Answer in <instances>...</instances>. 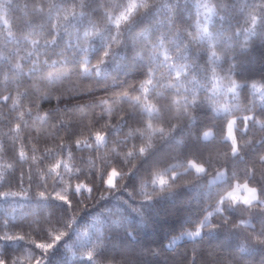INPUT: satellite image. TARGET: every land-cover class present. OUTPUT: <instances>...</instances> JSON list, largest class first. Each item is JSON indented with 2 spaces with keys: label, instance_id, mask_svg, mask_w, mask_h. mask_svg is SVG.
<instances>
[{
  "label": "trees",
  "instance_id": "obj_1",
  "mask_svg": "<svg viewBox=\"0 0 264 264\" xmlns=\"http://www.w3.org/2000/svg\"><path fill=\"white\" fill-rule=\"evenodd\" d=\"M24 2L25 0H16L14 10L8 14L17 39L21 32L29 30L23 24L24 12L30 13V9H23ZM118 2L125 4L128 0ZM205 2L217 6L208 26L212 32L211 41L221 56L220 60L213 57L210 61L207 38L203 41H190L186 35V30L195 31V23L200 18L196 0H157L149 9L138 12L131 23L122 27L121 44L113 46L115 55L107 58L106 63L101 65L100 76L93 74L92 84L95 90L92 93H83L67 101L59 102L53 98L32 105L21 97L24 107L20 110L27 112L31 107L32 111L29 127L22 128L21 135L27 136L30 133L37 138V151L33 153L31 146L26 149L29 156L27 161L13 159V148L18 149L20 144L9 139V136L15 135L9 128L14 127L18 121L15 120L16 112L12 108V101L5 104L0 100V140L7 147V153L0 158V172H6L7 178L12 181L11 191L22 189L28 193L27 196L7 199L0 197V222L7 220L10 224L9 228L0 229V237L5 232L24 237L17 241L0 239V246H3L10 257L19 258L22 264H28L30 253H40L30 241L52 242V236L64 232L66 235L50 252L46 264H108L109 261L112 264H261L264 261V244L257 243L248 235L251 229L246 231L232 227L237 221L248 218V210L242 204L228 208L225 202V207L228 208L226 215L230 217L227 224L223 222L224 217L216 213L211 218L216 227L209 228L206 223L200 236L194 239L184 238L172 246L167 245L172 237L194 231L197 223L208 212H214L219 195L227 187L222 181L212 184L208 182V178L215 175L217 170L225 169L228 175L236 172L243 182L246 170L250 173L255 166L256 172L250 186L264 185V180L261 179L264 165L258 162V157L264 155V126L256 122H264V103H254L250 85L252 82L264 85V8L256 12L261 19L255 28L252 31L246 30L251 27L248 22L249 12L264 0H202V3ZM67 3L70 5L72 0H67ZM111 3L112 0H90V18L97 20L98 26L104 31L102 35L89 40L86 53L67 49L65 56L69 67L79 64L85 55L91 65L97 63L106 43L103 37L110 32L115 34L114 27L105 25L101 19L106 11L105 5ZM16 4L20 6L16 7ZM166 5H171L172 10ZM74 23L82 35L83 28L87 26V18L83 22ZM2 27L0 21V28ZM160 36H163L165 47L173 57V61L169 63L187 64L188 67L183 70L180 80L174 81L184 86L180 93H176L175 89L165 88L163 95L156 97V101L160 105H167L175 96L191 97L195 91L198 103L192 111L194 122L187 117L165 120L166 128L170 124H177L175 131L163 138L157 133L153 137L154 147L126 164L119 157L116 158V154L119 153L122 158L125 152L132 151L134 146H140V138L129 136L128 133L131 127L141 126L142 114L128 107L127 101H121L120 94L124 91L135 94L132 86L138 87L143 79ZM31 38L40 39L43 47L42 37L34 35ZM68 39V36L62 34L60 46L63 47ZM71 40L75 43V34ZM18 47L19 57L26 56L28 51L33 50L30 44L21 41L17 45L14 39L0 44V56L7 58L0 60V65L4 66L0 68V73L11 68L9 60L13 63L18 61ZM163 51V48L160 49L161 55L155 57L158 65L156 77L162 84H167L174 77L176 69L169 68L167 63L160 64ZM47 55L51 59H58L52 52ZM40 58H45L43 52ZM19 62L24 65V72L27 73L29 60ZM213 66L216 68L219 84L233 79L239 83L232 100H226L224 91H211ZM72 79L76 84L80 83L75 76ZM95 80H106L107 88L96 86ZM31 84L32 80L27 76L23 77L19 88L11 80L7 85L0 83V95L10 94L15 97L17 91L23 93L30 90ZM65 87H73V83L66 82ZM206 97L215 101L216 106L210 104ZM100 100H108V103L92 110L85 109L83 113L69 112L46 121L35 119L37 113L42 117L46 116L49 110H55L57 106L70 109L77 102L83 105ZM221 105H232V108L223 112L220 111ZM102 111L105 114L103 118ZM110 111L118 115L109 117ZM125 113L128 114L125 116L127 126L119 120V115ZM165 113H168V109H165ZM230 116L236 118L234 134L239 147L236 156L231 154L230 141L225 138ZM243 116H251L253 119L245 124ZM60 120L69 126L70 131L75 132L74 136L70 137L64 128L59 127ZM106 122L116 126L115 131L107 129V146H102L98 151L94 147H76L77 140L82 145L93 143L94 133L104 132L105 129L101 126ZM206 130L213 133L207 140L202 136ZM4 133L8 135L5 136ZM61 143L70 146L74 159H69L67 149L63 154H58L57 145ZM47 149H53V154L44 158ZM33 155L37 157L36 162L31 160ZM57 160L73 169L70 174H65L63 167L59 169L64 176L65 185H71L68 193L61 192L62 186L54 182L53 176L44 175ZM189 160L204 164L207 172L197 174L192 169L185 172L184 168ZM7 163L14 164V167L5 169ZM108 164L118 166V170L128 173L122 179L117 178L120 186L117 190H110L101 182V172ZM172 164L177 165V179L171 182V188L166 186L164 191H160L158 186L150 183L151 175L157 170L168 169L165 175L170 177ZM29 176L32 177L31 182ZM106 178L105 176L104 179ZM142 181H148L145 185L146 193L140 188ZM78 183L92 187V193L89 194L86 190H82V195L74 193ZM0 191H9L7 183ZM41 191L45 192L46 199L39 197L38 193ZM56 192L70 196L71 209L56 199ZM146 194L151 196L150 200L144 199ZM261 218L262 214L253 209L251 222L257 226V232ZM65 245H70L71 250L65 248ZM241 248L244 250L241 251ZM88 251L93 252V259L88 258Z\"/></svg>",
  "mask_w": 264,
  "mask_h": 264
},
{
  "label": "snow or ice",
  "instance_id": "obj_2",
  "mask_svg": "<svg viewBox=\"0 0 264 264\" xmlns=\"http://www.w3.org/2000/svg\"><path fill=\"white\" fill-rule=\"evenodd\" d=\"M156 2L157 0H128L127 3L121 4L118 2V0H112L111 4L105 5L106 11L104 12L101 19H103L105 25L110 24L114 27L115 34H111L110 32L109 35L103 37L106 42L105 47L102 55L97 58V63L94 66L91 65V61L87 58V55H85L82 57L80 63L75 65V67L68 66L69 62L65 56L67 49H77L86 53L89 40L94 36L102 35L104 31L98 26L97 20L90 18V13L88 11L90 7V0H72L70 5L67 3V0H25L23 9H30V13L28 11L24 12L23 24L26 25L29 30L27 32H21L19 39L16 38V32L13 30V25L8 18L9 12L14 10L13 5L16 3V0H3V2H0V21H2L3 24V27L0 28V44H6L8 41L14 39L17 45H20L21 41H23L30 44L33 49L32 51H28L26 56L19 57L18 53L20 49L18 47L16 49L18 61L13 63L11 60H9L11 68L5 69L2 73H0V75H2V80H0V83L7 85L11 80L17 88L22 86L21 81L23 77L27 76L32 80L30 90H26L23 93L17 91L15 97L11 96L10 94L0 95V100H2L5 104H7L9 100L12 101V108L16 112L15 120L18 121L14 124V127L9 128V131L15 134L13 136H9V139L20 144L18 149L15 147L13 148L14 160L27 161L29 156L26 149H28L29 146H31V151L33 153L37 151V138L33 137L30 133L27 136L21 135V129L29 127V119L32 116L31 107L28 108L27 112L20 110L24 107V105L21 103V97H23L25 100H28L29 104L32 105L38 103L39 101L51 100L53 98L59 102L67 101L69 98L81 96L83 93H92L95 90L92 84L94 76H100L101 65L106 63L107 58L115 55L113 46L118 47L121 44L120 36L122 35V27L131 23L138 12L149 9L152 4ZM19 6V4H16V7ZM166 6L172 10L171 5ZM216 7L217 6L215 4L198 2V8H203L207 14L205 16L206 22L201 24L198 17L195 23V31L186 30V35L190 41H203L205 38L209 40L210 61L213 59V57L215 60L221 59V56L217 53L215 46L211 41L212 32L208 26L211 14L215 13ZM260 8H264V2L260 3L256 8L253 9L252 12H249L248 22L250 23L251 27L246 29L247 31H252L260 21L261 17L256 14ZM77 9H79V12H77ZM85 18H87V26L83 28L81 35V31L74 21L83 22ZM171 22L172 21L170 20V25ZM69 29H72V31H69ZM178 31L179 28H177V32ZM62 34L69 37V39L64 42L63 47L60 46V37ZM73 34H75V43H73L71 40ZM34 35L43 38V47H41L40 39H30V37H33ZM158 41L159 44L154 47L153 56L149 58L143 79L140 81L138 87L132 86V91H134L135 94H130L128 91H124L120 94L121 101H127L128 107L142 114L140 117L141 126L131 127L128 133L129 136L140 138V146L138 148L134 146L133 150L125 152L122 158L119 156V153L116 154V158L119 157L126 164L140 156L145 155L151 148H153V137L157 133L161 138H163L175 131L177 124H170V126L166 128L164 126L165 120H170L173 118L179 120L183 117H187L190 121L194 122L192 111L194 106L198 103V96L195 91L192 92L191 97L187 95L175 96L171 100V103L167 105H160L159 102L156 101V97L163 95V89L165 88H172L175 89L176 93H180V89L184 86L178 85L174 81L180 80L183 70L188 67L187 64L177 65L174 62L169 63L173 61V57L169 55L168 50L165 47V40L163 39V36L158 37ZM186 46L187 43H185V47ZM162 48L164 51L162 53L163 59L160 61V64L163 65L167 63L169 68L176 69L174 77H172V79L167 84H162L156 77L158 65L155 57L161 55L160 49ZM57 49H59V51H57ZM41 52L44 53V59L40 58ZM48 52L55 54L58 59H51V57L47 55ZM137 55L139 56L140 54L138 53ZM4 59L7 58L0 56V60ZM25 59H28L30 64L27 73L24 72V65L19 62ZM3 67V65H0V68ZM211 71L213 80L211 91L216 93L219 88V77L217 76L215 66L212 67ZM73 76L76 77V80L80 81L79 84H76L73 81ZM85 81L88 82L85 83ZM66 82L73 83V87H65ZM95 85L107 88L106 80H95ZM238 87L239 85L233 79L231 80V86L228 88V91L235 94ZM251 87L257 90L264 89V85L258 86L256 83H252ZM206 99H208L209 103L214 107L216 106V102L211 100L210 97H206ZM181 101H183V104H181ZM107 103L108 100H100L99 102L89 101L83 105H81L80 102H77L70 109H61L59 106H57L55 110H49L46 116L42 117L39 115V113H37L35 119L46 121L52 119L54 116L59 117L69 112L73 114L83 113L85 109L92 110L96 107L106 105ZM219 107L224 111H228L227 105H221ZM165 109H168L167 114L165 113ZM113 114L118 115V113H112L110 111L108 116L111 117ZM104 115L105 114L102 111L101 117L103 118ZM126 115L128 114L125 113L124 115H119V120L127 126L128 121L125 119ZM250 119H253V117H242V120L245 124H247V121ZM256 122L261 123V125L264 126V122L259 120ZM235 125L236 118L230 116L226 124L227 135L225 138L230 141V151L233 156H236L239 152L237 138L234 134ZM59 127L64 128L70 137L75 135V132L70 131L69 126L65 125L63 120H60ZM101 127L105 129V131H96L94 133L95 140L93 143L82 145L81 141L77 140L75 142L76 147H86L89 149L94 147L95 150L98 151L102 146H107V129L112 128V130L115 131L116 126L106 122ZM3 135L7 136L8 133H4ZM212 135L213 133L211 130H206L202 133V136L205 140H207ZM57 147L59 148L58 154H63L67 149V155L69 159H74L69 145L61 143L57 145ZM6 153L7 147L2 142V140H0V158H2ZM52 154L53 149H47L46 153L44 154V158H48L49 156H52ZM31 160L36 162L37 157L33 155L31 156ZM258 162L261 165H264V155H260L258 157ZM112 163L114 164V160ZM4 167L5 169H12L14 164L7 163ZM62 167L65 171V174H70L73 171V169L70 168L68 164H62L61 161L57 160L44 175L53 176L54 182H58L62 186L61 192L68 193L71 185H65L64 176L59 171V169ZM176 167L177 165H172L170 177L165 175V173L168 172V169H164L163 171L157 170L156 172L152 173L150 183L153 186H158L160 191H164L166 186L171 188V182L175 181L178 175V173L175 171ZM189 169L194 170L197 174H205L207 172L204 164L197 163L194 160L187 161V166L184 168V171L187 172ZM255 172V166H253L250 173L246 170L245 178L243 182H241L236 172L228 175L227 170H217L213 182L220 180L224 185H227V187L224 189V192L219 195L214 212H208L204 216L203 220L197 223L196 229L187 233V235L193 239L200 236L201 229L205 227L206 223L209 228L216 227V225L211 222V218L216 213H219L221 216H223V222L227 224L230 220V217L226 215L228 208L234 207L237 204H242L248 210V218L237 221L236 223L232 224V227L235 229L243 228L246 231L251 229V231L248 232V235L252 236L257 243L264 244V185H261L260 187L250 186V183L254 179ZM127 174L128 173H125L122 170H118V166L114 167L112 164H108V166L105 167L101 172V182L102 184H106L108 189L117 190L120 187L117 178L119 177L122 179V177ZM105 176L107 177L106 179H104ZM40 178L43 180V176ZM261 179L264 180V173L261 174ZM31 181L32 177L29 176V182ZM147 182L148 181H142L140 184L141 190L145 193V185ZM6 183L9 186V191H0V197L7 199L8 197L28 195V193L24 192L22 189L20 191H11L10 186L12 181L7 178L6 172H0V188L5 187ZM20 183H23V174H21ZM82 190H86L89 194H91L93 188L86 187L84 184L78 183L75 185L73 192L82 195ZM61 192H56V199L63 202L68 206L69 209H71L72 203L70 196L68 194H61ZM238 192H243L244 194L242 196H238L236 195ZM38 195L39 197L46 199L45 192L41 191L38 193ZM101 198L104 197L101 196ZM144 199L150 200L151 196L146 194ZM225 202H227L228 208L225 207ZM253 209L258 210L262 214L258 232L256 231L257 226L251 222V214ZM9 227L10 224L7 220L0 222V229ZM64 235H66V233L60 232L59 234L52 236V242L48 243H36L35 241H30L35 245L36 249L40 250V253L39 255L30 253L31 258L28 259V264H46L50 252L56 248L57 242L61 241ZM0 239H3L4 241H17L23 240L24 237L9 235L7 232H5L4 235L0 237ZM64 247L71 250L70 245H65ZM243 250L244 249L241 248V251ZM87 256L89 259H93V252L88 251ZM0 264H22V262L19 258L10 257L3 246H0ZM97 264H99V262H97ZM108 264H112V262L109 261ZM261 264H264V261H262Z\"/></svg>",
  "mask_w": 264,
  "mask_h": 264
},
{
  "label": "rangeland",
  "instance_id": "obj_3",
  "mask_svg": "<svg viewBox=\"0 0 264 264\" xmlns=\"http://www.w3.org/2000/svg\"><path fill=\"white\" fill-rule=\"evenodd\" d=\"M200 2L202 3V0H200ZM199 2V3H200ZM196 5H197V8H198V1L196 0ZM199 9V11H200V18H199V21H200V23L201 24H203V23H205L204 22V20H205V16L207 15L206 14V12H205V10H203V8H198ZM252 83H256L258 86L259 85H261L260 83H258V82H252ZM252 83H250V85L252 84ZM237 84L239 85V83L237 82ZM231 86V80L230 81H225V82H223V83H221V84H219V88H218V90L217 91H224L225 92V94L227 95L226 96V100L227 101H229V100H232L233 98H234V96L236 95V93H237V90H238V88L236 89V92H235V94L234 93H232V92H229L228 91V88ZM251 89H252V93H253V101H254V103L256 104V105H262L263 103H264V89H260V90H257V89H253L252 87H251ZM227 104H229V103H227ZM228 106V111L232 108V105L230 106V105H227ZM220 111H223V112H228V111H224L222 108H220ZM235 127V126H234ZM226 135H227V128H226V134H225V137H226ZM172 165H174V164H172ZM171 165V166H172ZM187 166V165H186ZM185 166V167H186ZM194 171V170H193ZM219 171H225V169H221V170H219ZM195 172V171H194ZM216 174V173H215ZM214 177H215V175H212V176H210L209 178H208V182L210 183V184H212V183H216V182H219L220 180H216L215 182H213V179H214ZM244 193L243 192H238V193H236V195H238V196H242ZM187 233H189V232H183V233H180V234H178L177 236H174V237H172L171 238V240L167 243V245L168 246H172L174 243H176V242H178V241H180V240H182V239H184V238H186V239H193V238H191L189 235H187ZM196 238V237H195Z\"/></svg>",
  "mask_w": 264,
  "mask_h": 264
}]
</instances>
